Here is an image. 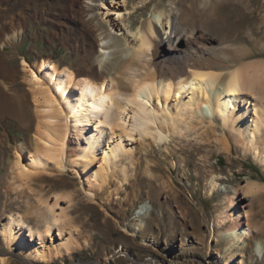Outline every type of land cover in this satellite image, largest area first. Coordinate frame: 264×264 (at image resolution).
I'll return each instance as SVG.
<instances>
[{
	"label": "bare ground",
	"instance_id": "obj_1",
	"mask_svg": "<svg viewBox=\"0 0 264 264\" xmlns=\"http://www.w3.org/2000/svg\"><path fill=\"white\" fill-rule=\"evenodd\" d=\"M21 1L10 0L7 7H0V13H14ZM63 1L66 6H60L61 14L70 25L78 26L81 38L91 43L107 38L94 13V2L103 4V0ZM216 3L175 0L164 7L155 4L135 30L127 26L131 42L126 35L123 41L115 39L122 54L113 58L110 67L103 62L109 59L104 58L109 46L98 44L97 59L104 69H80L50 56L32 63L23 58L21 82L26 84L25 94L33 105L34 126L27 144L16 145L8 159L9 186L18 190V198L24 190L34 191V180L72 170L85 196L93 200L95 190L112 174L117 175L118 187L127 183L131 176L127 171L135 163L136 140L149 138L150 145L169 150L171 136L197 126L212 130L219 126L231 135L242 154L249 152L264 165V59L243 60L251 52L211 25ZM122 9L128 14L133 10L115 9L120 16ZM21 18L11 17V25L22 24ZM22 32L15 27L1 45L18 40ZM14 72L8 73L12 82L16 80ZM0 91L8 100L18 95L2 80ZM146 172L150 173L148 167ZM209 185L211 190L216 187L214 175ZM224 188L232 194L226 197V212L216 215L217 225L229 222L224 231L228 241L225 251H229L225 264H229L250 246L253 228L247 221L248 211L240 205L239 191ZM241 189L252 193L260 185L248 181ZM33 194L34 200L26 207L35 213L40 226L18 211L7 213L0 222V237L8 249L0 251V264L8 262L7 255L40 264L69 255L78 247L73 235L78 226L60 205L65 195L54 192L50 198L40 190ZM141 208L149 212L152 207L144 204ZM148 214L132 223L135 231L142 228ZM254 243L262 255V242ZM238 264L246 261L240 258Z\"/></svg>",
	"mask_w": 264,
	"mask_h": 264
},
{
	"label": "rangeland",
	"instance_id": "obj_2",
	"mask_svg": "<svg viewBox=\"0 0 264 264\" xmlns=\"http://www.w3.org/2000/svg\"><path fill=\"white\" fill-rule=\"evenodd\" d=\"M9 1L0 0V7L4 9ZM140 1H95L94 13L107 38L92 43L81 38L78 26L70 25L61 14L60 6H66L63 0H22L14 13H0V80L18 94L8 100V95L0 91V222L7 213L18 211L38 224L35 213H29L26 207L34 200L33 193L40 190L52 198L54 192H59L66 197L60 201L61 208L70 213L73 224L78 226L73 234L78 247L69 255L40 264H225L229 251H225L228 241L224 231L229 222L217 225L216 214L226 212V197L232 194L224 186L233 187L239 191L240 205L248 211L247 221L253 232L243 256L236 254L229 264H238L240 258L246 264H264V253L258 254L254 243L261 241L264 251V165L249 152L242 154L231 135L219 126L213 130L197 126L182 135H173L167 142L169 150L150 145L149 138L145 142L136 140L134 168L127 171L131 174L127 183L118 187L114 173L95 190L93 200L85 196L72 170L34 180V191L24 190L19 198L18 190L9 186L8 159L16 145L27 144L34 126L33 105L29 94H25L26 84L21 82L20 61L24 58L32 63L50 56L56 62L80 69H101L97 58L98 44H102L109 46L104 57L109 59L103 62L110 67L113 58L122 54L115 39L127 37L130 41L132 37L127 26L130 24L135 30L155 4L164 7L175 0ZM216 4L211 25L221 28L232 42L251 52L243 60L264 59V0H217ZM120 7L133 10L128 14L122 9L120 16L116 13ZM19 15L23 23L11 25V17L20 18ZM15 27L23 29L20 38L1 45ZM13 71L16 80L12 82L9 74ZM213 175L217 185L211 190L209 180ZM248 181L257 182L260 189L245 193L241 188ZM144 204L152 207L149 212L141 208ZM145 212L149 213L145 223L135 231L132 223L144 217ZM4 245L0 237L1 252L8 249ZM7 257L6 264H32L16 255Z\"/></svg>",
	"mask_w": 264,
	"mask_h": 264
}]
</instances>
